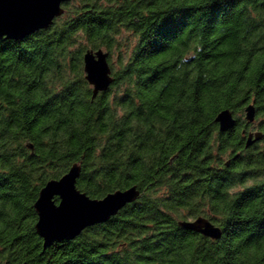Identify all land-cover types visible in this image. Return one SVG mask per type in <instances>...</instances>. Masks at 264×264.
<instances>
[{"label":"trees","instance_id":"obj_1","mask_svg":"<svg viewBox=\"0 0 264 264\" xmlns=\"http://www.w3.org/2000/svg\"><path fill=\"white\" fill-rule=\"evenodd\" d=\"M176 5L209 7L72 0L49 28L0 40V264H264V135L245 146L264 132V0L186 10L158 30ZM124 32L134 42L114 67ZM99 49L112 83L92 98L82 58ZM224 109L235 124L220 132ZM75 163L89 198L139 196L43 249L33 204ZM199 216L220 238L178 225Z\"/></svg>","mask_w":264,"mask_h":264},{"label":"water","instance_id":"obj_2","mask_svg":"<svg viewBox=\"0 0 264 264\" xmlns=\"http://www.w3.org/2000/svg\"><path fill=\"white\" fill-rule=\"evenodd\" d=\"M72 0H0V40H22L43 29L64 13L63 5ZM108 54L102 49L87 50L82 58L84 78L92 88V98L107 90L112 83ZM255 118L253 104L244 107V119L252 123ZM214 121L219 131L225 132L235 124L228 109L221 110ZM264 132H250L245 146L259 141ZM80 166L72 164L59 179L47 181L33 204L37 214L35 231L43 240V249L55 241L75 239L84 229L108 221L127 204L134 202L139 191L135 186L108 193L100 199H91L76 189ZM57 198V201L54 199ZM178 225L211 239L220 238L222 232L207 218L199 216Z\"/></svg>","mask_w":264,"mask_h":264},{"label":"clouds","instance_id":"obj_3","mask_svg":"<svg viewBox=\"0 0 264 264\" xmlns=\"http://www.w3.org/2000/svg\"><path fill=\"white\" fill-rule=\"evenodd\" d=\"M222 3L223 0H202V3L205 4V5H209V7H203V8H197V9H181L179 5H176L175 6V10L173 12H171L167 18H165L164 20H162L160 22V24L157 26L158 27V30L160 29L161 25L165 22V20L167 19H172V20H180L181 17L183 16V13L186 11V10H190V12H193V11H200L203 13L204 16H208L211 14L210 12V5L214 4V3ZM186 19H187V16L184 17V20L186 22ZM2 39V38H0ZM261 221H264V220H261ZM261 221H259L258 223H260Z\"/></svg>","mask_w":264,"mask_h":264},{"label":"rangeland","instance_id":"obj_4","mask_svg":"<svg viewBox=\"0 0 264 264\" xmlns=\"http://www.w3.org/2000/svg\"><path fill=\"white\" fill-rule=\"evenodd\" d=\"M128 36L125 32L121 35L120 41L121 42H127L120 51L114 50L111 54L110 60L114 67H118V62L120 61V58L122 56H126L130 52L131 43L134 42V40H128ZM125 59V58H124Z\"/></svg>","mask_w":264,"mask_h":264},{"label":"flooded vegetation","instance_id":"obj_5","mask_svg":"<svg viewBox=\"0 0 264 264\" xmlns=\"http://www.w3.org/2000/svg\"><path fill=\"white\" fill-rule=\"evenodd\" d=\"M264 128H262V130H263ZM257 130V129H256ZM259 130V129H258ZM264 131V130H263Z\"/></svg>","mask_w":264,"mask_h":264}]
</instances>
